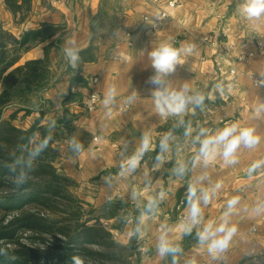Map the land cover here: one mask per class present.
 <instances>
[{
  "label": "crops",
  "instance_id": "1",
  "mask_svg": "<svg viewBox=\"0 0 264 264\" xmlns=\"http://www.w3.org/2000/svg\"><path fill=\"white\" fill-rule=\"evenodd\" d=\"M176 1L172 7L171 0H28L15 14L0 0V27L17 37L43 26L61 29L15 65L47 56L55 78L42 93L39 109L16 124L30 127L38 110L45 112V126L61 119L65 110L72 114L71 132L56 144L59 170L75 182L71 191L86 207L118 206L115 217L103 221L119 243L135 242L134 264H264V110L258 111L264 105V14L247 18L241 10L246 0ZM162 10L169 18L153 32ZM163 44L192 50H182L175 70L153 84L150 53ZM68 48L77 54L89 51L93 59L78 55L73 67ZM112 88L116 94L106 104ZM157 90L203 95L204 100L189 102L179 114H161ZM92 92L99 94L100 103L85 112ZM12 112L8 109L5 118ZM166 124L189 130L170 135ZM232 125L237 126L234 136L253 129L258 142L247 146L242 141L229 158L232 163L224 157L223 143L206 160L202 141ZM145 137L148 148L141 152ZM165 137L167 147L155 155ZM75 144L82 146L79 151ZM134 157L138 163L132 168ZM189 187L196 189L193 200L201 213L187 233ZM225 221V230L236 231L214 257L208 249L212 238L201 243L198 233L209 226L215 231ZM162 234L179 246L187 235L197 239L161 257L157 244ZM140 249L146 250L143 257Z\"/></svg>",
  "mask_w": 264,
  "mask_h": 264
},
{
  "label": "trees",
  "instance_id": "2",
  "mask_svg": "<svg viewBox=\"0 0 264 264\" xmlns=\"http://www.w3.org/2000/svg\"><path fill=\"white\" fill-rule=\"evenodd\" d=\"M4 3L17 14L28 0H4ZM57 30L61 31L43 26L17 37L0 27V210L16 213L12 220L0 226V241L8 245L15 243L19 230L27 229L38 235L61 236L66 243L64 247L53 246L46 258V253L25 244L13 248L0 245V264H52L51 260L73 264V256L81 257L84 264H134L132 257L138 253L135 242L119 243L103 222L115 217L118 206L108 204L100 210L84 211V203L71 191L75 182L59 170L56 144L71 132L72 114L65 110L61 119L45 126L41 124L45 112L38 110L40 116L30 127L16 124L39 109L44 101L42 93L51 87L55 78L47 56L22 66L15 65L25 52L45 42ZM88 53L83 51L78 55L93 59ZM75 81L86 85L80 77ZM10 108L13 112L5 118ZM165 130L170 135L183 136L189 127L166 124ZM45 139L47 147L35 155ZM163 152L164 148L159 147L154 154ZM26 207L55 214L61 211V214L49 218L26 212ZM196 239L195 234L187 235L180 248H188Z\"/></svg>",
  "mask_w": 264,
  "mask_h": 264
},
{
  "label": "clouds",
  "instance_id": "3",
  "mask_svg": "<svg viewBox=\"0 0 264 264\" xmlns=\"http://www.w3.org/2000/svg\"><path fill=\"white\" fill-rule=\"evenodd\" d=\"M242 13L249 19L257 18L264 14V0H246L244 5L242 6ZM191 52L192 46H187L184 49H175L167 44L161 45L159 48L153 50L150 55L152 59V66L155 69L156 75L150 78V82L153 84H160L162 83V76L169 74L175 70V67L178 63H180V53L181 51ZM65 54L68 56L70 63L73 67L76 66V62L79 59L77 52L71 48L65 49ZM115 89H109L106 95L105 103H110L115 96ZM135 95V94H133ZM154 95L156 96V104L157 109L161 112V114L173 113L179 114L182 113L187 104L189 102H194L197 105L203 103L204 97L203 95H198L195 98L187 97L184 95L183 92H173V93H166L157 90ZM259 110H264V105L261 106ZM237 130L236 125H232L231 127L224 128L221 132H219L214 137H209L202 141V146L200 149L201 154L207 159L211 158L212 153L215 152V146L223 143L224 144V157L226 161L229 163L234 162L233 159H229L232 156V153L238 147V145L243 141V143L247 146H252L258 142V137L253 135V129H243L240 131L239 135H233ZM166 141L161 142V147L166 148ZM47 139H45L41 145L37 147L35 150V155H39L40 151L43 148L47 147ZM148 138L145 137L143 140V145L141 152L148 148ZM82 146L79 144H75L74 150L79 151ZM159 159V157H158ZM138 163L137 158H133L129 161V164L132 168H135ZM189 196L188 202L190 205L189 208V218L191 220L190 225L185 226V231L187 233L191 232V225H194L199 222L198 217L200 216L201 209L199 207V202L193 200V197L196 196V189L193 187H189ZM204 203L207 204L209 202L208 194L205 192L203 196ZM236 203V200L233 199L229 201V208L232 207ZM152 207V202H149V208ZM227 221L224 224H221L219 228L215 231L210 230L211 226L205 228L203 232L198 233L199 240L201 243L204 241L209 240L211 237V243L208 245L209 252L215 254L225 250L228 247V243L235 233V227L228 228L225 230V226ZM225 233L223 236L219 238L216 237V233ZM181 251L179 245L172 244L166 237V235H161L159 238V242L157 244V252L161 257H164L168 254H175ZM73 264H84V260L79 256L72 257ZM173 264H175V260H173Z\"/></svg>",
  "mask_w": 264,
  "mask_h": 264
},
{
  "label": "rangeland",
  "instance_id": "4",
  "mask_svg": "<svg viewBox=\"0 0 264 264\" xmlns=\"http://www.w3.org/2000/svg\"><path fill=\"white\" fill-rule=\"evenodd\" d=\"M37 100L32 99V102ZM13 108H10L12 110ZM26 212H36L44 215L45 217L49 218H57L60 216L61 211L55 213H51L45 209H35L32 207H26L24 209ZM91 209L89 207H84V211H90ZM14 212V211H13ZM13 212H4L0 210V226L7 224L9 220H12V218L16 215V213ZM104 222V221H103ZM106 223V222H105ZM107 224V223H106ZM15 243H11L8 245L5 241H0V245H7L10 248L16 247L18 244H25L30 247L39 249L41 252L46 253L45 258L48 254H50L52 251L53 246H60L64 247L66 240L58 235H51L45 233L44 235H38L36 233H33L27 229H20L17 235L15 236ZM137 248V246H135ZM134 252V251H133ZM141 257H143L145 254H142V249H140ZM133 262L135 261V255L132 257ZM52 264H63L59 260L55 261H49Z\"/></svg>",
  "mask_w": 264,
  "mask_h": 264
},
{
  "label": "built area",
  "instance_id": "5",
  "mask_svg": "<svg viewBox=\"0 0 264 264\" xmlns=\"http://www.w3.org/2000/svg\"><path fill=\"white\" fill-rule=\"evenodd\" d=\"M66 1H70V0H66ZM157 1V0H156ZM157 3V2H155ZM170 5L172 7H175L177 5V1L176 0H171ZM169 18V14L166 11H161L159 17L153 22L151 29L153 32H156L159 28H161L165 22V20H167ZM147 19V18H146ZM231 73L234 75L236 74L235 70H232ZM256 81V80H255ZM94 82H97V79H94ZM100 103V96L97 92H92L88 98H87V102L84 106L85 112H93L97 109L98 104ZM183 205V201L180 202L179 206L177 209H180L181 206ZM146 250L143 249L142 250V254H145Z\"/></svg>",
  "mask_w": 264,
  "mask_h": 264
}]
</instances>
